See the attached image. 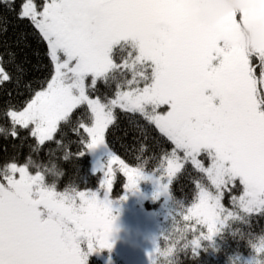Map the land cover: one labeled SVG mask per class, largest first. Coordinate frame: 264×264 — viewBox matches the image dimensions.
I'll use <instances>...</instances> for the list:
<instances>
[{"label": "snow or ice", "instance_id": "1", "mask_svg": "<svg viewBox=\"0 0 264 264\" xmlns=\"http://www.w3.org/2000/svg\"><path fill=\"white\" fill-rule=\"evenodd\" d=\"M192 2L0 0V88L12 86L0 105V264H87L111 249L114 166L126 191L153 178L145 175L152 157L142 159L151 130L162 138L156 195L185 174L194 187L173 217L185 225L168 264L186 249L196 254L229 221L264 216V47L250 51L234 38L264 11L201 27ZM29 36L46 49L41 78L29 77L30 61L15 50L30 47ZM121 118L144 137L135 166L106 138ZM101 146L98 187L81 189L75 177ZM249 244L252 264H264V236Z\"/></svg>", "mask_w": 264, "mask_h": 264}, {"label": "rangeland", "instance_id": "2", "mask_svg": "<svg viewBox=\"0 0 264 264\" xmlns=\"http://www.w3.org/2000/svg\"><path fill=\"white\" fill-rule=\"evenodd\" d=\"M220 2L221 0H193L191 4L192 23L201 27H208L233 12L260 13L264 11V0H239L242 4H250L253 6L243 7L239 10H230L225 15L216 19L214 23L205 24L203 22L204 17L214 14L217 11L215 5ZM255 5H259V7ZM242 28L249 29L254 39H259L260 47H264V19H252L248 24L235 30L234 38L236 42L240 46L245 47L246 37ZM89 155L91 157V169L98 160L102 162H106L107 160L106 149L102 146L98 147L95 152ZM114 168L118 170V165L114 166ZM145 175L152 176L153 178L141 180L136 190L126 191L124 189L122 195L118 197L114 196V191L112 190L110 199L113 200L112 207L113 215L115 216L111 233L112 248L105 249L103 252L100 250V252L97 251L91 253V255L89 254L87 257V264H150V253H153L151 259L155 261V264H168V260L171 259V257L160 255L161 247H159V245L161 246L162 234L164 236L163 242H169L165 247L168 249L173 243L172 239L179 237V233L176 229H181V227L185 225L184 222L180 220H176L175 224H173V220L170 224H167L168 220H170L169 215L175 216L179 211L180 203L185 207L190 206L192 203V196L189 198L188 194L194 189H192L190 182L180 184L178 192L179 195L183 197L181 196L179 197L181 199H178L177 194L175 196L171 194L172 182L167 194L157 196L158 185L153 176V172L145 169ZM112 179H114V177ZM121 197H126V199H120ZM159 200H161V203L157 210H149L146 208L147 202L155 203ZM225 202L226 206L231 204L227 198ZM230 207L231 205L229 208ZM162 217L163 221L161 220ZM178 218L180 217H177V219ZM165 232L166 236L164 235ZM157 244L158 247L154 251ZM255 256L256 254L253 252L247 253L241 263L252 264ZM175 259L176 264H179L178 257Z\"/></svg>", "mask_w": 264, "mask_h": 264}, {"label": "trees", "instance_id": "3", "mask_svg": "<svg viewBox=\"0 0 264 264\" xmlns=\"http://www.w3.org/2000/svg\"><path fill=\"white\" fill-rule=\"evenodd\" d=\"M9 38L10 40H15L16 36L10 31ZM28 43L30 47L24 48L21 45L20 48H15V50L18 53L19 59L22 60L26 56L30 61L27 65L29 69V77L41 78L46 75L47 72L46 65L48 60L44 55L46 50L45 46L42 43H38L32 36L28 37ZM33 66L36 67L34 68ZM11 89V85H6L4 88H0V105L9 99L7 90ZM106 138L113 151L129 163L130 166H135L139 162L136 159V157L140 155L137 149L139 147V142L144 140V137L134 128V126L130 125L126 119L121 118L116 126H110L106 133ZM161 139L162 138L155 132V130L149 131L148 139L146 140V143L149 145V152L145 154L142 159H149V157H152L149 159L147 165L148 168H146V170L150 172H153V169L158 163V158L161 154ZM5 143L7 142L3 140L2 136H0V145ZM53 147L55 146L53 145ZM163 147H167V144H164ZM9 151H12V149L9 148ZM24 151L26 152L27 149H24ZM72 151H76L75 145L72 146ZM0 155H3V153H0ZM65 168L67 169L69 176H72L74 173L72 165L67 164L65 165ZM100 178L101 177L92 174L91 157L88 154L86 162L83 164L79 175L75 177L76 182L81 189L85 187L96 189ZM125 178L126 177L123 176L122 172L119 170L116 171L113 179V194L115 197L122 195L124 192L123 184L125 183ZM65 182L66 181L61 182V188L64 186ZM189 182L192 189H194L189 174H185L180 180H174L171 186V194L173 196L177 194V198L181 199L179 197L182 195H179L178 187L180 184ZM193 191L189 192V198L191 196L193 197ZM160 203L161 200L155 203L147 202L146 208L149 210H157L158 207H160ZM230 205L226 207H229ZM230 208H232V205ZM169 216L170 220H168L167 224H170L174 217L173 215ZM161 220L163 221V217ZM177 220L184 222L182 217ZM183 228L184 226L181 227V229ZM261 234H264V216L253 214L251 217H241L237 220H231L212 238L211 241H202L201 247L196 249V254H193L191 248L178 253V262L179 264H244L241 262L246 254L250 252L255 253L254 249L249 244V240H257L258 236ZM164 235L166 236V232ZM163 238L164 236L162 234L161 246L159 245V247H161L160 255L164 256L167 251L165 247L169 242H163ZM178 238L179 237L172 239L173 243L169 246L172 247ZM189 238H191V233H189ZM103 250L105 251V249ZM103 250L101 252H103Z\"/></svg>", "mask_w": 264, "mask_h": 264}, {"label": "clouds", "instance_id": "4", "mask_svg": "<svg viewBox=\"0 0 264 264\" xmlns=\"http://www.w3.org/2000/svg\"><path fill=\"white\" fill-rule=\"evenodd\" d=\"M253 5L250 4H242L239 2V0H221L220 3L215 5V8L217 11L212 15H206L203 19V22L205 24H212L215 22L216 19H218L220 16L225 15L228 11L236 9L239 10L243 7H252ZM259 7V5H255ZM242 31L246 37L245 41V48L252 51L256 48L260 47V42L258 38L253 37V34L249 31L247 28H242ZM261 236H264V234H261L257 238V242Z\"/></svg>", "mask_w": 264, "mask_h": 264}]
</instances>
